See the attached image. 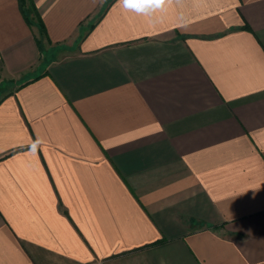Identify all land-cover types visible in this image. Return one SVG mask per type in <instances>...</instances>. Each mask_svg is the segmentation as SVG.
<instances>
[{
  "label": "crops",
  "instance_id": "crops-1",
  "mask_svg": "<svg viewBox=\"0 0 264 264\" xmlns=\"http://www.w3.org/2000/svg\"><path fill=\"white\" fill-rule=\"evenodd\" d=\"M34 1L43 35L0 0V264H264V0Z\"/></svg>",
  "mask_w": 264,
  "mask_h": 264
},
{
  "label": "trees",
  "instance_id": "trees-1",
  "mask_svg": "<svg viewBox=\"0 0 264 264\" xmlns=\"http://www.w3.org/2000/svg\"><path fill=\"white\" fill-rule=\"evenodd\" d=\"M19 6L27 23L30 26H37L41 35L46 34V27L42 16L34 0H19ZM38 40V38H37Z\"/></svg>",
  "mask_w": 264,
  "mask_h": 264
},
{
  "label": "clouds",
  "instance_id": "clouds-1",
  "mask_svg": "<svg viewBox=\"0 0 264 264\" xmlns=\"http://www.w3.org/2000/svg\"><path fill=\"white\" fill-rule=\"evenodd\" d=\"M121 2H123V3H125V4H126V3H127V0H121Z\"/></svg>",
  "mask_w": 264,
  "mask_h": 264
}]
</instances>
